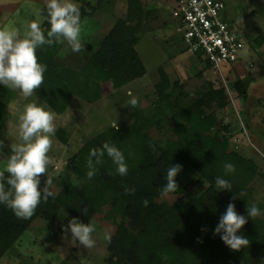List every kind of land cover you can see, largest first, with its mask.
I'll return each instance as SVG.
<instances>
[{"label":"trees","instance_id":"obj_1","mask_svg":"<svg viewBox=\"0 0 264 264\" xmlns=\"http://www.w3.org/2000/svg\"><path fill=\"white\" fill-rule=\"evenodd\" d=\"M81 3L83 22L94 16L97 8L86 0ZM41 15L42 28H49L46 7L41 9ZM149 15L142 1L128 0L126 19L117 23L81 70L67 67L58 59L64 44L38 48V60L47 65V71L35 96L55 113L62 114L71 104L77 87H91L98 92L103 84L111 83L115 90H120L144 77L147 69L136 46ZM263 42V38L258 41L261 45ZM160 72L162 81L157 85V93L165 107L157 105L159 122L166 117L168 108L175 138L164 146L155 142L146 129L153 120L139 114L134 125L111 127L87 142L67 165L77 176L79 185L69 182L56 196L50 192L28 219L17 218L10 209L0 205V260L36 220L54 222L64 210L84 223L103 214L104 219L116 226L114 236L108 241V251L110 262L117 264H264V220L260 217H249L238 233L250 241L238 251L230 249L219 235H214L229 203H234L237 212L247 217V206H251L248 201L252 197L249 185L258 176V166L253 160L227 156L230 142L222 132H227L228 128L221 126L214 113H207L214 104L219 109L227 107L226 92L211 86L194 102L188 101L184 94L174 99L175 90L183 86L179 82L171 84V92L166 93L170 82L162 68ZM235 89L247 98V87L241 81L236 83ZM13 98V91L0 85V137L9 120L8 105ZM55 135L68 145L64 129L56 130ZM104 142L123 151L129 168L127 176L115 174L111 160L105 155L96 175L91 180L87 178L89 152ZM10 154V145L1 147L0 155L5 161ZM226 162L235 165L233 173L225 174ZM172 164L183 166L176 177L179 187L173 193L162 194L160 189L166 183V170ZM191 171H196L208 184L207 190L199 196L185 185ZM217 176L229 180L232 191H218ZM164 195L179 198L171 204L159 201ZM258 207L263 210L262 206Z\"/></svg>","mask_w":264,"mask_h":264},{"label":"rangeland","instance_id":"obj_2","mask_svg":"<svg viewBox=\"0 0 264 264\" xmlns=\"http://www.w3.org/2000/svg\"><path fill=\"white\" fill-rule=\"evenodd\" d=\"M82 1L76 0L79 6ZM86 1L97 11L82 22L85 49L79 53L72 52L64 43L58 56L62 64L76 70L84 67L98 45L127 16L128 0ZM140 1L146 4L147 10L154 12L145 23L141 41L136 46L147 74L120 90H115L111 83L103 84L98 92L91 87L76 88L68 109L62 114L54 112L56 129L65 130L69 143L64 145L55 135L50 152L53 162L48 169L52 183L45 185L47 174H41L40 187L45 186L56 196L69 182L79 185L77 176L67 168L69 161L87 142L110 129L113 124L130 127L137 123L139 114L153 120V124L146 128L151 138L160 145H166L174 137V122L168 108L165 109L166 117L159 122L157 105L164 103L157 93V85L162 81V68L170 82L166 93L171 92V84L174 86L179 82L183 86L175 90L174 99L184 94L188 101L194 102L204 96L211 86L226 92L227 107L219 109L214 104L207 113H214L221 126L228 128L227 132H222L230 142L227 156L250 159L258 166V176L249 185L252 197L248 203L263 207L259 217L264 220V42L262 45L258 43L260 38L264 40V0H219L226 6L225 19L240 32L245 42L240 61L234 67L225 65L223 74L214 72L200 53L188 52L183 36L177 32V22L172 16L173 8L169 0ZM165 6L167 9H164ZM44 7L46 0H0V28H16L23 34L24 26L32 20H38L42 26V15L37 14ZM238 81L247 87L246 99L235 89ZM12 91L14 98L8 105L10 117L0 137V150L2 146L17 142L18 115L31 99L24 98L18 90ZM133 97L139 101L137 107H124ZM5 164L0 155V172ZM185 185L197 196L208 188L206 181L196 171L188 174ZM178 198L164 195L159 201L171 204ZM71 219L63 210L54 222L36 220L0 260V264H117L116 261L110 262L108 251V241L116 232L113 223L104 219L103 214L97 215L91 222L96 229L93 234L95 246L85 248L72 242L71 233L67 231Z\"/></svg>","mask_w":264,"mask_h":264},{"label":"clouds","instance_id":"obj_3","mask_svg":"<svg viewBox=\"0 0 264 264\" xmlns=\"http://www.w3.org/2000/svg\"><path fill=\"white\" fill-rule=\"evenodd\" d=\"M81 15L76 0H46L49 28H42L38 20L27 23L23 34L16 28H0V85L18 90L24 98H31L18 115L17 142L11 145V154L4 170L0 172V205L10 209L17 218H30L42 199L47 200L51 195L45 186L41 188L40 185L41 174H47L45 185L52 183L48 169L53 162L50 152L57 130L56 116L47 103L35 96L44 83L47 71V65L38 60L37 49L54 43H67L72 52L83 51L85 44L82 41ZM138 103L133 97L123 106L134 109ZM112 127L117 128L118 124H113ZM105 155L111 160L115 174L121 177L128 175L129 168L123 151L114 144L104 142L101 147L89 152L86 161V176L89 180L96 175L98 166L104 163ZM182 168L181 164H172L167 168L166 183L160 189L162 194L177 190L179 186L176 177ZM234 171V164H224L226 175ZM5 172L8 174L6 177ZM215 185L218 191H232L230 181L221 176L215 178ZM125 191L128 192L127 189ZM144 205H148L147 200ZM261 215V209L255 204L247 206L246 217L237 212L234 203H229L220 217L214 235H219L226 246L238 251L250 243L249 239L238 233L249 217L254 219ZM67 231L71 233L73 244L78 243L85 248L95 246L93 234L96 229L91 222L84 223L78 217H73L68 222Z\"/></svg>","mask_w":264,"mask_h":264},{"label":"built area","instance_id":"obj_4","mask_svg":"<svg viewBox=\"0 0 264 264\" xmlns=\"http://www.w3.org/2000/svg\"><path fill=\"white\" fill-rule=\"evenodd\" d=\"M226 6L219 0H175L172 16L189 53H200L214 72L234 67L245 47L239 31L224 17Z\"/></svg>","mask_w":264,"mask_h":264},{"label":"crops","instance_id":"obj_5","mask_svg":"<svg viewBox=\"0 0 264 264\" xmlns=\"http://www.w3.org/2000/svg\"><path fill=\"white\" fill-rule=\"evenodd\" d=\"M169 2H171V7L173 8L174 3H175V0H169ZM168 5H169V4H168ZM166 7H167V6H165L164 9H167ZM150 10H151V9H150ZM150 10H149V11H150ZM153 13H154V12H151V11H150V15H149V17H150ZM156 15H157V14H156ZM149 17H148V18H149ZM155 17H156V16H155ZM85 20H87V18H86ZM85 20H84V21H85ZM84 21H83V22H84ZM147 21H148V19H147ZM147 21H146V22H147ZM143 32H144V31H143ZM141 38H142V35H141ZM141 38H140V41H141ZM140 41H139V42H140ZM138 44H139V43H138ZM138 44H137V46H138ZM137 51H138V49H137Z\"/></svg>","mask_w":264,"mask_h":264}]
</instances>
